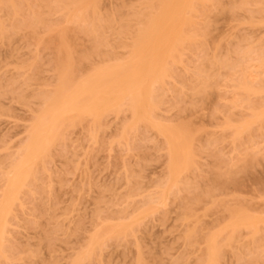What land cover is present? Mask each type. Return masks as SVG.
Returning a JSON list of instances; mask_svg holds the SVG:
<instances>
[{
  "label": "rangeland",
  "instance_id": "obj_1",
  "mask_svg": "<svg viewBox=\"0 0 264 264\" xmlns=\"http://www.w3.org/2000/svg\"><path fill=\"white\" fill-rule=\"evenodd\" d=\"M102 1V12L115 10L124 2L122 11L127 14L129 6H138L143 0ZM219 1L202 15L200 27L209 30L204 43L194 51H182L174 76L159 87L161 100H156L159 108L154 111L155 119L164 124L188 123L194 134L189 136L197 150L193 165L177 176V182L185 180L182 188L171 184L165 138L156 129L139 123L138 130L130 132L134 135L129 134V139L125 136L127 141L119 133L131 122L129 111L107 113L98 126L86 120L91 118H84L81 125L70 126L69 131L64 128L62 131L69 132L67 137L63 132L65 141L59 139L51 147L49 158L44 157L47 161L37 162L38 171L26 186L33 194L23 188L24 195L19 194L21 199L18 196L21 202L16 200L11 205L14 212L5 216L10 228L6 224L3 237L7 238L2 239L6 242L5 257L0 264H208L205 239L209 234L219 246V256L212 264H264V120L244 127L250 107L264 104V91L246 93L239 88L241 81L255 88L264 86V67L260 64L264 58V53L263 57L260 54V49L264 50V10L258 9L254 0H248L247 7L240 6L244 0ZM22 11L24 14V8ZM60 14L53 11L47 18L56 22L62 19ZM18 34L10 42L0 39L2 179L11 157L28 142L33 116L41 106L37 93L51 89L56 80L50 69L52 50L42 45L38 48L35 39L24 32ZM77 35L71 38L73 43H80L77 50L88 51L90 40ZM110 35V44L116 45L114 32ZM121 50L115 47L112 57H125ZM91 55L75 75L87 73L94 63L108 58ZM33 60L38 61V71L28 69L31 73L22 75L20 67L15 70L18 63H35ZM6 157L10 158L7 162ZM1 180L0 203L5 189ZM213 197L218 198L217 203L211 202ZM233 197L239 198L236 203L247 208V214L258 218L257 224L262 220L258 232L243 226L235 231L229 228L227 208L232 203L237 205ZM223 204H228L227 208ZM183 205L194 206L190 211L195 208V215H183L189 210ZM96 235L99 242L90 250Z\"/></svg>",
  "mask_w": 264,
  "mask_h": 264
},
{
  "label": "bare ground",
  "instance_id": "obj_2",
  "mask_svg": "<svg viewBox=\"0 0 264 264\" xmlns=\"http://www.w3.org/2000/svg\"><path fill=\"white\" fill-rule=\"evenodd\" d=\"M101 1L102 0H0V14L3 13L0 15V39L10 42V40L18 33L20 34V32H24V34L26 33L27 36L30 35L35 39L34 42L37 43L36 46L38 48L42 45L45 49L50 48L52 50L54 60H51L53 64H51L52 66L50 69L54 71L55 74H53L56 75V80L54 79L55 82L53 86L51 85V89H41V87V91H38L39 93L36 92L41 106H39V109L35 112L36 115L34 114L35 116H33V119L31 118L33 123L32 126H30V130H27L29 132L28 142L17 151L18 153L16 152L15 157L12 156V159L8 158L10 159V163H8L9 166L5 164L9 168L8 171L6 172L4 170L5 173L2 170V172L5 173H2L4 179H2L0 175V178L2 179L0 180H4L2 183H5V189L2 192V203H0V259L5 257L3 255V253H5L3 242L5 245L6 242L2 239H4L3 236L6 233V224L8 226V222L6 223L5 221V216L9 213L11 205L13 202H17L16 200L21 199L19 194H22L25 188L26 190L31 191L28 189L29 187L27 188L26 186L28 185V182L29 184L31 183L32 175L34 176V173H37L38 171L35 170V167L38 168L36 166L38 165L37 162L40 160H43L40 161V163L44 162L45 156L49 158L50 154H47L49 151L51 152V147L53 145L56 146L55 144H57L56 142L59 139L60 142L63 141L69 133L66 134L65 131H69L68 129H70V126L73 128L74 125L76 126L78 123L81 125L80 122L83 123L85 121L84 118H91L86 120H90V122L92 121V125L95 123L93 126H98L102 117L107 113L112 112L120 114L122 111L125 112L127 110L130 112L129 114H131V122H128V124L122 127L123 130L119 133L122 137H128L130 136L129 134L135 133V130H138L137 126H139V123L147 125V127L152 128V130L153 128L156 129V131L165 138L166 145L164 148H167L170 157L166 169L168 170V177L170 176L169 179L173 181L171 182L172 185L177 183L180 185L179 187H181L185 180L183 183L177 182L179 181V179H177L178 174H181L185 169H188V165H193L191 161L194 162L196 155L194 152L197 150L195 151L196 148L194 149V144L191 145L193 140L190 143V137L194 135L190 133V125H188V123L164 124L163 122L158 121V119H155L156 116L154 115V111L159 108L157 107L158 102L156 100H161V97L158 98L160 95L158 91L161 92L159 87L163 88V86H166L164 85L166 84V79L174 76L175 65L182 60L180 58L182 57L181 54L184 53L182 51H194V47H197L199 43H204L209 30L207 27H200L203 13L210 6H218L220 1L143 0L138 6H129L128 11L126 12L127 14H124L122 11V8H124L123 1V4L118 5L116 9L114 8L115 10L112 8H110L111 10H108L107 8V11L104 9V12H102L103 7L101 5L103 1ZM248 2V0H244L240 6H246L249 4ZM254 2L259 4L258 9L264 10V0H254ZM23 8L24 14L22 13ZM25 8L28 10V12L26 11V14ZM53 11L61 13L60 15L62 19L56 22L49 21L50 18L47 17ZM112 31L118 39L116 45L110 44L112 43L111 39L109 42V37H112V33L110 35V32ZM73 32H77V34L82 35L83 37L86 36V38L90 40L89 42H91V46L90 48L88 47V51L85 50L86 52H81V50H77L80 43H78L79 45L76 44V42L73 43L71 38L74 39L77 35L75 33V36L73 37ZM79 35L77 36L79 37ZM27 36L25 35L24 37L26 38ZM79 39L80 38L77 40L81 42ZM7 43L8 42H6V44ZM38 45H40V47ZM115 47L122 49L123 51L121 50L120 52H123L125 57H112L115 53L114 51H116H113ZM82 51L84 50L82 49ZM116 52L118 53V51ZM263 53L264 50L260 49L262 57ZM91 54H96L95 56L97 57L100 55L99 58H102L101 56L111 58L108 59L105 57L106 60H104V62L99 61L98 64L94 63V66H90L91 68L89 71L88 69L86 70V72L88 71L87 73L75 75V72L79 70V67H81L82 63H84L87 57ZM36 61H34L36 64L31 63V61L28 63H26L27 61L23 62V64L20 62L21 64L18 63V66L15 65L17 67L15 70L19 71L18 67H20L19 69L22 75L24 73L30 74L31 72L27 71L28 69L36 68L37 70L39 64L38 61ZM260 64L264 67V58H261ZM21 67L25 68V70L21 69ZM33 72L36 71L34 70ZM27 74L25 75L27 76ZM28 76L26 77L27 79L29 78ZM13 77L16 78V76ZM239 88L246 93H260L264 91V86L261 88H255L246 81L239 82ZM194 90L198 91V88H194ZM200 90L201 89H199V91ZM25 99H27V97ZM1 111L4 112V110ZM250 112V118H248L244 127L253 122L264 120V104L259 106L252 105L250 107ZM83 119L84 121H82ZM100 124L102 125L103 121ZM64 128L66 130L62 131ZM63 132L66 134V137ZM63 137L65 138L62 139ZM120 139L122 140L124 138ZM8 159L5 161L7 162ZM44 168L42 167V169ZM186 171L187 170H185V172ZM35 176V178L38 179V175L35 174ZM181 176L183 177V175ZM35 178L33 177V180H35ZM180 179L182 180V178ZM193 184L191 186H193ZM176 187H178V185ZM172 190H174V188ZM23 195L24 194H22V196ZM153 198L154 197L151 199ZM216 198L211 201L213 204L215 203ZM236 198L237 197L232 198L235 203L236 200H239V198ZM159 199L163 200V197H159ZM152 201L150 200V202ZM217 202L218 200L216 203ZM17 204L18 203H16V205ZM232 204H229V206H232H230V208L228 204L226 206L225 204L222 205L224 208H227L228 206L227 210L231 215V220L228 224L229 228L231 227L233 231H235V229L243 226L249 229L253 228L255 232H258L259 229L257 228L260 224L259 222H262L264 219L261 218L262 220H259L257 224L258 218L247 214L245 210L247 208H244V206L242 207L239 203H236L237 205ZM192 207H186L189 209L188 212L185 211L182 214L185 215L186 213V215L190 214V216H194V211L196 210H194V208V211H190ZM207 208L209 207H206V209ZM11 212L12 211H10L8 215H10ZM7 218H9V216ZM184 218H186V216L182 219ZM189 219L192 220L191 218ZM194 225H196V223ZM112 228L114 227L112 226ZM120 228H122V225ZM190 234L191 233L188 234L189 237ZM6 238L4 240H6ZM214 239L216 238H213V235L210 236V234L208 237L206 236L205 239V243L207 244L205 245L207 246L206 249L208 250L207 253L209 256L208 264L214 263L219 256V246L218 243H216L217 239ZM98 242L99 236L97 237L96 235L92 238V243L90 244L92 248L90 250L94 249L93 246L97 245ZM220 244L221 242L219 245ZM16 257L18 258V256ZM19 258L21 257L19 256ZM6 262L8 263L7 260ZM0 263L2 262L0 261ZM73 264H76V262Z\"/></svg>",
  "mask_w": 264,
  "mask_h": 264
}]
</instances>
